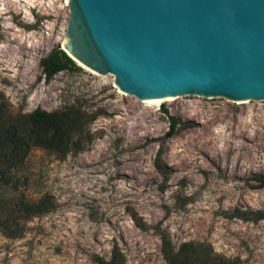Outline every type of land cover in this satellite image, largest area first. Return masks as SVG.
Listing matches in <instances>:
<instances>
[{
  "label": "rangeland",
  "instance_id": "obj_1",
  "mask_svg": "<svg viewBox=\"0 0 264 264\" xmlns=\"http://www.w3.org/2000/svg\"><path fill=\"white\" fill-rule=\"evenodd\" d=\"M67 3L0 0V101L12 116L74 107L91 119L81 150H30L18 188L55 208L19 223L18 237L0 227V264H99L115 250L125 264H167L163 233L175 249L194 241L228 264H264V101L150 105L73 60L46 81L40 61L64 46Z\"/></svg>",
  "mask_w": 264,
  "mask_h": 264
},
{
  "label": "water",
  "instance_id": "obj_2",
  "mask_svg": "<svg viewBox=\"0 0 264 264\" xmlns=\"http://www.w3.org/2000/svg\"><path fill=\"white\" fill-rule=\"evenodd\" d=\"M62 51L138 100L264 101V0H68Z\"/></svg>",
  "mask_w": 264,
  "mask_h": 264
},
{
  "label": "trees",
  "instance_id": "obj_3",
  "mask_svg": "<svg viewBox=\"0 0 264 264\" xmlns=\"http://www.w3.org/2000/svg\"><path fill=\"white\" fill-rule=\"evenodd\" d=\"M74 65L62 50L51 52L40 61L46 81L52 76ZM171 131L176 119L169 117ZM90 116L74 107L63 111L45 112L36 109L26 117L12 116L5 102L0 101V227L7 236L18 237L19 223L44 215L55 207L49 198L29 201L19 190L21 168L33 147H44L61 155L72 150H81L91 139L87 131ZM163 147L159 148L154 166L163 178V186L168 181L169 169L162 162ZM257 182L264 187V174L257 176ZM162 256L167 264H228L229 260L213 251L205 244L194 241L182 243L175 249L168 237L162 235ZM99 264H125L118 250L109 261Z\"/></svg>",
  "mask_w": 264,
  "mask_h": 264
},
{
  "label": "bare ground",
  "instance_id": "obj_4",
  "mask_svg": "<svg viewBox=\"0 0 264 264\" xmlns=\"http://www.w3.org/2000/svg\"><path fill=\"white\" fill-rule=\"evenodd\" d=\"M206 98H210V97H206ZM169 99H171V98H168V99H149V100H143V102L146 103V104L154 105V104H161L163 101L169 100Z\"/></svg>",
  "mask_w": 264,
  "mask_h": 264
}]
</instances>
